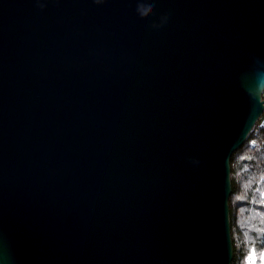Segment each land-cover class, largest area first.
<instances>
[{
  "label": "water",
  "instance_id": "obj_1",
  "mask_svg": "<svg viewBox=\"0 0 264 264\" xmlns=\"http://www.w3.org/2000/svg\"><path fill=\"white\" fill-rule=\"evenodd\" d=\"M263 114L264 0H0V264H231Z\"/></svg>",
  "mask_w": 264,
  "mask_h": 264
},
{
  "label": "trees",
  "instance_id": "obj_2",
  "mask_svg": "<svg viewBox=\"0 0 264 264\" xmlns=\"http://www.w3.org/2000/svg\"><path fill=\"white\" fill-rule=\"evenodd\" d=\"M231 166V264H250L253 252H264V123L260 119L246 142L233 153Z\"/></svg>",
  "mask_w": 264,
  "mask_h": 264
},
{
  "label": "rangeland",
  "instance_id": "obj_3",
  "mask_svg": "<svg viewBox=\"0 0 264 264\" xmlns=\"http://www.w3.org/2000/svg\"><path fill=\"white\" fill-rule=\"evenodd\" d=\"M260 122L264 123V114L260 118ZM250 264H264V252L262 254H257L253 252L249 257Z\"/></svg>",
  "mask_w": 264,
  "mask_h": 264
}]
</instances>
